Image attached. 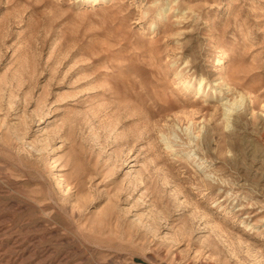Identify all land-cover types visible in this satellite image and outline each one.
Masks as SVG:
<instances>
[{
  "label": "rangeland",
  "instance_id": "374dc122",
  "mask_svg": "<svg viewBox=\"0 0 264 264\" xmlns=\"http://www.w3.org/2000/svg\"><path fill=\"white\" fill-rule=\"evenodd\" d=\"M0 264H264V0H0Z\"/></svg>",
  "mask_w": 264,
  "mask_h": 264
}]
</instances>
